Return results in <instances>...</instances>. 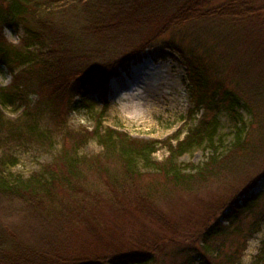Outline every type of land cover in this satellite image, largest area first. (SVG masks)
<instances>
[{
    "label": "trees",
    "instance_id": "obj_1",
    "mask_svg": "<svg viewBox=\"0 0 264 264\" xmlns=\"http://www.w3.org/2000/svg\"><path fill=\"white\" fill-rule=\"evenodd\" d=\"M5 24L22 27L23 36L18 45L8 44L2 33ZM168 33L169 39L162 45L170 52L178 53L185 63L192 109L198 111L202 108L201 117L181 139L175 135L166 141L135 139L110 128L102 130L98 121L92 132L86 131L85 136L97 137L102 146L99 157L79 155L77 145L82 141L79 138L71 147L66 146L56 154L52 163L41 165L26 178L0 172V264H61L53 256L58 242L63 256L61 260L65 264L152 263L153 254L149 251L156 249L159 241L153 235L143 237L145 240L153 238L154 244L143 242L133 250H127V246L122 249L114 247L105 253L84 251L80 254L77 251L81 248L73 239L78 233L90 230L92 236L106 233L114 240L111 235L117 232L121 220L117 205L125 210L127 207L131 209L133 200L125 191L133 176L141 173L139 164L171 178L178 185H188L196 178L203 179L222 170H233L241 163L239 154L246 152L249 146L244 138L246 128L243 127L241 110L252 114L256 121L264 120V109L255 108V102L264 98L257 93L264 89V84L257 82V76L264 75L263 2L0 0V63L11 75L9 84L0 85V110L10 105L22 107L21 116L30 117L24 123L25 129L12 128L15 125L12 122L5 131L7 140L21 144L43 141L52 144L47 133L40 128V121L48 117V112L52 119L59 111L61 103H58L57 93H68L70 97L79 95L80 101L85 102L86 84L100 89L101 81L125 67L143 49L152 47ZM183 43L199 46L203 51L195 53L190 45L186 51ZM206 59L211 63L205 65L203 61ZM227 75L229 86L221 78ZM256 84L259 86L255 92L252 90L253 96H247ZM242 87L244 93L239 90ZM36 92L41 97L37 99V110L32 111L33 100L28 97ZM223 111L233 127L232 139L227 144L221 137L215 139L220 126L219 114ZM4 123L0 112V131ZM72 133L65 132V136ZM204 141L210 148L206 160L199 165L181 168L177 164L178 158ZM161 146H165L168 155L166 159L156 161L153 153ZM84 169L100 173L105 178V189L99 190L102 193L89 194L83 190ZM60 190L68 191L70 197L60 201ZM254 199L250 197L241 205L233 201L232 210L226 216L227 226L217 219L204 226L198 237L201 245L197 249L189 248L188 256L179 264H215L218 260L235 264L238 259L235 250L229 247L223 252L224 243L219 238L234 231L232 225L237 216L253 206ZM59 204L61 216L56 212L43 214L44 208ZM8 211L20 212L22 217L49 225L53 234L49 237L50 242L41 240L36 246H27L18 240L17 232L7 219L5 221L10 214ZM256 214L258 218L247 226L248 236L258 231L264 220V211ZM235 231L246 236L243 229ZM119 233L126 237L122 231ZM131 234L127 235L132 237ZM243 245L246 244L239 243L238 253L242 252ZM195 255H199L196 261L193 259ZM252 264H264V242Z\"/></svg>",
    "mask_w": 264,
    "mask_h": 264
},
{
    "label": "rangeland",
    "instance_id": "obj_2",
    "mask_svg": "<svg viewBox=\"0 0 264 264\" xmlns=\"http://www.w3.org/2000/svg\"><path fill=\"white\" fill-rule=\"evenodd\" d=\"M250 1L264 3V0ZM2 33L8 44L18 45L23 36V29L20 25L15 27L5 24L2 27ZM169 36V33L163 35L154 43L155 45L143 49L137 58L129 61L125 67L117 69L115 73L101 81L100 89L92 88L86 84L85 102L80 101L79 95L70 97L68 93H57L58 103H61L59 111L55 112L52 119L48 112L49 118L43 117L40 121V128L47 133L52 144L47 141L21 144L12 139L7 140L5 131L9 127V123L15 122V125L12 126L14 129H25L24 123L30 117L21 116L22 107L13 105L2 107L0 112L4 116L5 123L0 131V172L5 175L19 174L26 178L38 170L41 165L52 163L56 154H59L66 146L71 147L74 140L79 138H82V141H79L77 145L79 155L86 157L97 155L99 157L102 153V146L96 139L97 137L88 138L85 136L86 131L92 132L98 121L102 130L110 128L125 132L135 139L166 141L175 135L181 139L201 117L203 110L202 108L198 111L192 109L190 82L181 56L178 53L170 52L162 45L169 39ZM181 45L186 51L190 46L195 49V53L200 54L203 51L201 47H194L191 43ZM215 55H213V60ZM203 62L205 65L211 63L209 59ZM230 76L235 79L232 73ZM221 78L229 86V76ZM124 80L128 84L132 85L130 83L132 82L135 87H138V90H136L137 88L129 89L130 92L141 90L139 97L119 98L122 91L119 87ZM10 81L11 75L8 69L0 63V85H7ZM257 82L264 84V75L257 76ZM258 84L256 87L253 86L246 95L252 97L251 92L252 90L255 92ZM151 86L159 88L157 94L149 91ZM239 90L245 92L244 87ZM257 93L264 95V89ZM40 97L41 95L37 92L30 93L28 98L33 100L30 110H37L39 105L37 99ZM68 97L70 98L68 99ZM132 107L138 111L129 110ZM261 107L264 109V98L260 102H255V108L261 109ZM241 113L244 121L243 127L246 128L244 138L249 146H247L246 152L239 154L241 163L236 166L237 169L235 167L230 171L222 170L212 173L213 175H206L203 179L196 178L188 185H178L171 178L164 177L150 168L144 169L139 164L141 173L133 176L125 191V194L133 200L130 203L131 209L127 207L125 210L117 205L121 210V214H119L121 220L117 224V232L111 235L114 236V240L106 233L92 236L90 230L82 231L75 236L76 239H73L77 240L76 245L81 248L77 252L84 254V251L88 253L104 251L103 253H105L113 250L114 247L122 249L125 246H127V250H133V247L139 248L143 242L152 243L153 238L149 241L145 240L146 237L143 236L153 235L152 237L155 236L154 238L159 240L158 247L149 251L153 254V260L148 264H179L188 256L189 248L197 249L201 245L198 237L204 226L206 227L216 219L223 226H227L226 216H229L232 210L231 203L236 201L241 205L250 197H255L253 206L242 210V213L237 216V220L232 225V228H235L234 231L219 238L224 243L223 252L231 247L235 250L233 253L238 256L235 264H241V256L249 247V241L257 237L258 234H264V220L260 222L258 231L252 236L246 234L248 224L258 218L256 213L264 211V173H262L264 171V120H254L253 115L245 109L241 110ZM219 116L220 126L215 139L221 137L227 144L232 139L233 127L224 111ZM262 117L264 118V115ZM55 120L61 122L54 123ZM70 131L73 132L72 135L66 137L65 132ZM167 155L168 151L165 146L158 147L153 153L156 161L166 159ZM208 155H210V148L204 141L202 145L192 147L182 154L178 158L177 164L181 168L199 165L206 160ZM185 172L188 174L187 171ZM103 175L106 177V174ZM104 179L100 173L84 169L83 183H81L83 190L89 194L102 193L99 190L105 189L103 182L106 180ZM58 196L61 201V199H68L70 194L68 191L61 192L60 190ZM44 209L43 214L56 212L61 216V204L48 206V209ZM130 210L131 212H129ZM8 212L10 214L5 218V221L7 219L12 229L17 232L18 240L27 246H36L41 240L46 243L50 242L49 237L53 234L49 225L39 224L29 218L22 217L20 212ZM160 218L162 219L160 220ZM237 228L240 231L243 229L246 236L239 235L235 231ZM119 231H122L126 237L124 235L122 237ZM128 233H132V237H129ZM239 243L246 244L243 245L244 248L240 253L236 251L239 248ZM59 245L60 242H58V249L53 256L56 258V262L65 264L64 260H61L63 256ZM49 250L51 248L46 251ZM198 256L195 255L193 259L196 261ZM255 256H253V260ZM215 264L229 263L218 260Z\"/></svg>",
    "mask_w": 264,
    "mask_h": 264
},
{
    "label": "clouds",
    "instance_id": "obj_3",
    "mask_svg": "<svg viewBox=\"0 0 264 264\" xmlns=\"http://www.w3.org/2000/svg\"><path fill=\"white\" fill-rule=\"evenodd\" d=\"M262 242H264V234H258L257 237L249 241V247L241 256V264H252L253 256L259 251Z\"/></svg>",
    "mask_w": 264,
    "mask_h": 264
},
{
    "label": "bare ground",
    "instance_id": "obj_4",
    "mask_svg": "<svg viewBox=\"0 0 264 264\" xmlns=\"http://www.w3.org/2000/svg\"><path fill=\"white\" fill-rule=\"evenodd\" d=\"M125 81V80H124ZM122 81V84L120 85V87L119 88H121V92H120V97L119 98H121V97H123V99L124 98H127L128 96L130 97V98H133V96H138L139 97V95H140V91L141 90H139V91H137V92H130V90L129 89H132V88H134V90H135V88H137L136 90H138V87H135V85L132 83V82H130L132 85H130V84H128V82L127 81ZM127 83V84H126ZM159 88L158 87H154V86H151V87H149V91L150 92H152V93H155V94H157L158 92H157V90H158ZM114 91V90H113ZM140 92V93H139ZM143 92H145L144 90H143ZM157 92V93H156ZM114 93H115V91H114ZM114 96H115V94H114ZM127 109H129V108H127ZM129 110H131L132 112H137L138 110L135 108V107H132V108H130Z\"/></svg>",
    "mask_w": 264,
    "mask_h": 264
}]
</instances>
